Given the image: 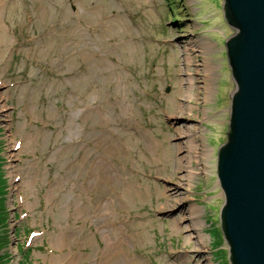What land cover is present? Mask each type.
<instances>
[{
  "label": "rangeland",
  "instance_id": "rangeland-1",
  "mask_svg": "<svg viewBox=\"0 0 264 264\" xmlns=\"http://www.w3.org/2000/svg\"><path fill=\"white\" fill-rule=\"evenodd\" d=\"M222 3L0 0V264H230Z\"/></svg>",
  "mask_w": 264,
  "mask_h": 264
},
{
  "label": "water",
  "instance_id": "water-1",
  "mask_svg": "<svg viewBox=\"0 0 264 264\" xmlns=\"http://www.w3.org/2000/svg\"><path fill=\"white\" fill-rule=\"evenodd\" d=\"M222 2L236 33L225 42L236 90L217 153L221 229L230 264H264V0Z\"/></svg>",
  "mask_w": 264,
  "mask_h": 264
},
{
  "label": "bare ground",
  "instance_id": "bare-ground-1",
  "mask_svg": "<svg viewBox=\"0 0 264 264\" xmlns=\"http://www.w3.org/2000/svg\"><path fill=\"white\" fill-rule=\"evenodd\" d=\"M223 17H224V16H223ZM186 61H189V58H188V57H187ZM212 67H213V66H212L211 64H209V65H208V68L205 69L206 72H207V73H210ZM207 91H208V88L205 90V92L207 93ZM189 98H192V96H190ZM19 149H20V148H19ZM9 158H10V157H9ZM11 168H12V170H15V169H16V167H13V166H11ZM16 175H17V174H16ZM16 175H14V177H15Z\"/></svg>",
  "mask_w": 264,
  "mask_h": 264
},
{
  "label": "trees",
  "instance_id": "trees-1",
  "mask_svg": "<svg viewBox=\"0 0 264 264\" xmlns=\"http://www.w3.org/2000/svg\"><path fill=\"white\" fill-rule=\"evenodd\" d=\"M228 21V20H227Z\"/></svg>",
  "mask_w": 264,
  "mask_h": 264
}]
</instances>
